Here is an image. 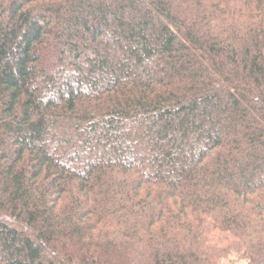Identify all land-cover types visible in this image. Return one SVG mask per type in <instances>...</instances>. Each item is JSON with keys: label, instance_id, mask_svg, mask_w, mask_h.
Listing matches in <instances>:
<instances>
[{"label": "trees", "instance_id": "trees-1", "mask_svg": "<svg viewBox=\"0 0 264 264\" xmlns=\"http://www.w3.org/2000/svg\"><path fill=\"white\" fill-rule=\"evenodd\" d=\"M0 264H264V0H0Z\"/></svg>", "mask_w": 264, "mask_h": 264}]
</instances>
